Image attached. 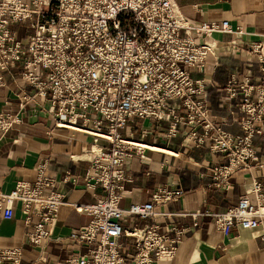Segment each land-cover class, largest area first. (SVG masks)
<instances>
[{"label": "built area", "instance_id": "built-area-1", "mask_svg": "<svg viewBox=\"0 0 264 264\" xmlns=\"http://www.w3.org/2000/svg\"><path fill=\"white\" fill-rule=\"evenodd\" d=\"M177 0H0V87L2 73L13 63L22 68V79L31 94L19 97L18 112L0 111V139L22 124L28 105L33 119L49 117L57 128L82 132L91 138L85 177L88 188L99 187L103 198L89 206H74L91 216L89 224L68 239L89 249L70 256L67 264H157L174 257L183 230L171 229L172 239L158 226L124 230V217L149 219L154 208L178 200L181 190L159 188L144 205L127 210L119 206L126 167L144 158L149 148L126 135L135 120L167 125V137L178 136L193 148L207 145L210 153L226 160L210 168L217 186H225L237 171L257 167L253 139L264 116V61L258 86L239 83L232 76L225 87L226 99L238 93L250 101L236 116L242 136L222 129L211 114L208 84L193 76L202 73L215 45L213 33H231L227 23L192 26L177 12ZM13 23H27L32 30L26 47L11 31ZM262 61V59H260ZM254 98V100H253ZM242 117L241 119L239 117ZM104 142V143H102ZM46 164L37 167L33 183L18 182L0 192V210L18 203L24 224L31 227L26 242L42 246L65 204L57 182L45 175ZM63 182L75 183L66 173ZM255 196L256 203L248 200ZM216 229L229 236L232 229L253 231L264 219V190L253 181L246 196L224 213L211 214ZM33 218L37 222L33 223ZM123 237L133 239L135 254H122ZM22 250H0V264H20Z\"/></svg>", "mask_w": 264, "mask_h": 264}, {"label": "crops", "instance_id": "crops-1", "mask_svg": "<svg viewBox=\"0 0 264 264\" xmlns=\"http://www.w3.org/2000/svg\"><path fill=\"white\" fill-rule=\"evenodd\" d=\"M179 16L192 26L227 23L231 33H213L207 42L215 45L214 56L207 59L197 79L208 84V103L211 114L222 129L232 136H242L237 123L239 107L252 99L241 93L228 101L225 87L232 76L239 83L258 86L263 77L264 61V0H177ZM11 31L22 47H26L32 30L27 23H13ZM262 59V61L260 60ZM0 111L18 112L19 97L31 94L22 79V68L13 63L2 74ZM254 100V98H253ZM28 105L22 114V124L0 139V192L10 193L16 183H33L37 167L46 164L45 175L57 182L64 205L51 228V237L42 246L26 242L31 227L24 224L18 203L0 210V250L20 248V264H67L70 256L87 253L88 247L68 239L91 221V216L79 213L74 206H89L105 196L99 188H88L85 177L91 138L82 132L57 128L49 117L33 119ZM242 118L241 116L239 117ZM258 127L261 134L253 139L257 167L250 172L232 174L225 186H217L210 168L224 165L226 160L208 150V144L191 149L179 129L178 136L167 137V125L157 127L153 121L135 120L126 135L149 148L144 158H132L126 167L129 181L123 184L119 206L127 210L132 205H144L159 188L181 190L176 201L154 208L156 216L149 219L124 217V230H142L158 226L159 233L172 239L171 229L183 230L175 255L157 264H264V219L253 231L232 229L223 236L215 227L211 214L224 213L246 196L257 181L264 190V116ZM104 143V142H102ZM69 173L75 183L63 182ZM248 200L255 204V196ZM33 223L37 218H33ZM133 239L123 237L122 254L127 261L135 254Z\"/></svg>", "mask_w": 264, "mask_h": 264}, {"label": "bare ground", "instance_id": "bare-ground-1", "mask_svg": "<svg viewBox=\"0 0 264 264\" xmlns=\"http://www.w3.org/2000/svg\"><path fill=\"white\" fill-rule=\"evenodd\" d=\"M139 144V147L141 148H145V146H143L142 144L138 143Z\"/></svg>", "mask_w": 264, "mask_h": 264}]
</instances>
